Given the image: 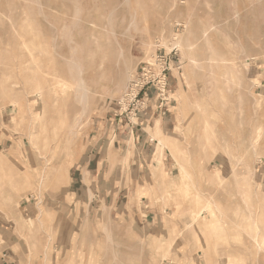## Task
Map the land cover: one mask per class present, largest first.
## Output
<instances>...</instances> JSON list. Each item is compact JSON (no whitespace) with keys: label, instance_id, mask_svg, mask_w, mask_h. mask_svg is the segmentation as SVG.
Instances as JSON below:
<instances>
[{"label":"rangeland","instance_id":"1","mask_svg":"<svg viewBox=\"0 0 264 264\" xmlns=\"http://www.w3.org/2000/svg\"><path fill=\"white\" fill-rule=\"evenodd\" d=\"M37 1L0 0V259L6 250L11 264H264V0ZM155 60L173 123L154 145L158 185L137 188L162 223L143 231L141 220L111 219L105 179L73 164L91 121L141 117L132 84ZM111 152L120 182L130 161Z\"/></svg>","mask_w":264,"mask_h":264},{"label":"crops","instance_id":"2","mask_svg":"<svg viewBox=\"0 0 264 264\" xmlns=\"http://www.w3.org/2000/svg\"><path fill=\"white\" fill-rule=\"evenodd\" d=\"M143 94L136 105V108L142 109L139 119H135L134 115L131 116L132 114L128 115V119L118 118L117 114L111 112L110 114L113 115H110L109 119L93 120L89 123V127H85L86 130H80L82 133L75 148L73 167L78 168L83 175H96L105 179L104 188L97 187L99 191L107 189V194L101 201V208L110 210L111 219L116 217L121 226H125L127 222L134 224L141 220L143 231H146V229L152 230L155 226H161L162 223L158 222L160 217L155 213L158 205L151 204L147 198H142V202L139 203L137 188L140 184H145L150 190L158 185L152 179L154 175H161L157 163L160 157H155L154 145L159 143L162 135L166 136L172 131L173 117L170 108L152 107L147 99L150 93H146L145 97ZM134 112L136 113V110ZM111 149H116L119 153V160L125 162L127 157L130 161L128 167L123 165L117 172L123 177L126 176L120 182L111 180L115 174V171H111V159L114 158ZM164 172L168 176L173 174V170L168 169L167 163ZM260 175L262 176L261 185L264 186V172H260ZM128 178H131L129 183L126 182ZM110 191L111 194H109ZM3 230L0 222V240L5 234ZM2 253L5 259H0L1 264H9L8 259L11 260L10 264L15 262L6 257L13 256V253L6 250Z\"/></svg>","mask_w":264,"mask_h":264},{"label":"built area","instance_id":"3","mask_svg":"<svg viewBox=\"0 0 264 264\" xmlns=\"http://www.w3.org/2000/svg\"><path fill=\"white\" fill-rule=\"evenodd\" d=\"M155 63L156 60L154 63L145 64L143 72L133 80L130 95L134 97L133 101L137 100L138 102L142 90L145 88H153L155 93H157L159 108H163L164 104L168 102L166 94L167 71L164 65L158 68ZM134 90H136L135 93Z\"/></svg>","mask_w":264,"mask_h":264},{"label":"bare ground","instance_id":"4","mask_svg":"<svg viewBox=\"0 0 264 264\" xmlns=\"http://www.w3.org/2000/svg\"><path fill=\"white\" fill-rule=\"evenodd\" d=\"M22 1H24V0H22ZM29 1H30V0H29ZM33 1H34V0H33ZM35 1H37V0H35ZM67 1H68V0H67ZM133 1H134V0H133ZM27 2H28V1H27ZM27 2H26V3H27ZM31 2H32V1H31ZM31 2H30V3H31ZM138 2H139V1H138ZM36 3H39V2L37 1ZM36 3H35V4H36ZM49 3H50V1H49ZM70 3H71V2H70ZM77 3H78V2H77ZM31 4H32V3H31ZM72 4H73V3H72ZM36 5H37V4H36ZM49 5H50V4H49ZM52 5H53V4H52ZM174 5H175V4H174ZM0 6H1V5H0ZM24 6H25V5H24ZM24 6H23V7H24ZM27 6H28V5H26V7H27ZM39 6H40V4H39ZM131 6H132V5H131ZM134 6H135V5H134ZM138 6H139V5H138ZM33 7H34V6H33ZM74 7H75V6H74ZM77 7H78V6H77ZM15 8H16V6H15ZM18 9H19V8H18ZM24 9H26V8H24ZM28 9H29V8H28ZM33 9H34V8H33ZM37 9H38V8H37ZM139 9H140V7H139ZM31 10H32V9H31ZM39 10H40V9H39ZM133 10H134V9H133ZM136 10H138V9H136ZM26 11H27V9H26ZM41 12H42V10H41ZM37 14H38V13H37ZM135 14H136V13H135ZM137 14H138V13H137ZM24 15H25V14H24ZM143 15H144V14H143ZM27 16H30V14L27 15ZM25 17H26V16H25ZM30 19H31V18H30ZM32 19H33V18H32ZM42 19H43V18H42ZM15 20H16V19H15ZM24 20L28 21L27 19H24ZM133 20H134V19H133ZM29 21H30V20H29ZM32 21H33V20H32ZM73 21H74V19H73ZM30 22H31V21H30ZM22 23H23V22H22ZM33 23L35 24L34 21H33ZM71 23H72V22H71ZM24 24H25V21H24ZM28 24H29V23H28ZM72 24H73V23H72ZM25 25H26V24H25ZM25 25H24V26H25ZM35 26H36V24H35ZM76 26H77V25H76ZM25 27H26V26H25ZM68 28H69V27H68ZM24 29H25V28H24ZM31 29H32V27H31ZM66 29H67V28H66ZM27 30H28V29H27ZM63 30H64V29H63ZM53 31H55V30H53ZM66 32H67V31H66ZM68 32L70 33V31H68ZM35 33H36V32H35ZM50 33H51V32H50ZM51 34H52V33H51ZM61 35H62V34H61ZM206 35H207V33H206ZM65 36H67V35H65ZM60 37H61V36H60ZM62 38H63V37H62ZM64 38H65V37H64ZM227 38H228V37H227ZM66 39H67V38H66ZM63 42H64V41H63ZM70 43H71V42H70ZM237 44H238V43H237ZM235 45H236V44H235ZM227 46H228V45H227ZM75 47H76V46H75ZM177 47H178V46H177ZM228 47H231V45H229ZM29 48H30V47H29ZM80 51H81V50H80ZM213 52H214V51H213ZM213 52H212V53H213ZM227 52H228V51H227ZM229 52H230V51H229ZM242 52H243V51H242ZM81 53H82V52H81ZM212 53H211V54H212ZM225 53H226V52H225ZM213 54H215V53H213ZM226 54H227V53H226ZM226 54H225V56H223V57H226ZM228 54H229V53H228ZM215 55H216V54H215ZM221 55H222V54H221ZM242 55H243V54H242ZM212 56H214V55H212ZM212 56H211V57H212ZM228 56H229V55H228ZM34 57H35V56H34ZM30 58H31V56H30ZM216 58H217V57H216ZM226 58L228 59V57H226ZM18 59H19V58H18ZM211 59L213 60V58H211ZM222 59H224V58H222ZM212 60H211V61H212ZM218 60H219V59H218ZM225 60H226V59H225ZM228 60L230 61L231 59H228ZM238 60H239V59H238ZM215 61H217V60H215ZM215 61H214V62H215ZM223 61H224V60H223ZM231 61H232V60H231ZM31 62H32V61H31ZM148 62H149V61H148ZM221 62H222V61H221ZM232 62H233V61H232ZM33 63H34V62H33ZM218 63H219V62H218ZM218 63H217V64H218ZM222 63H223V62H222ZM227 63H228V62H227ZM229 63H230V62H229ZM229 63H228L227 65L230 66ZM234 63H235V61H234ZM234 63H233V64H234ZM220 64H221V63H220ZM223 64H224V63H223ZM231 64H232V63H231ZM225 65H226V63H225ZM36 66H37V64H36ZM19 67H20V66H19ZM220 67H221V66H220ZM220 67H219V68H220ZM226 67H227V66H226ZM235 67H236V66H235ZM235 67H234V68H235ZM35 68H36V67H35ZM229 68H230V67H228V68H226V69H229ZM13 69H14V68H13ZM26 69H29V68H26ZM24 70H25V69H24ZM198 70H199V69H198ZM219 70H220V69H219ZM230 70H231V69H230ZM232 70H233V68H232ZM235 70H236V69H235ZM31 71H32V69H31ZM221 71H223V70H221ZM55 72H56V71H55ZM223 72H225V71H223ZM223 72H222V73H223ZM15 73H17V72H15ZM211 73H212V72H211ZM225 73H226V72H225ZM225 73H223V74H225ZM227 73L229 74V71H228ZM227 73H226V74H227ZM49 75H50V74H49ZM86 75H87V74H86ZM237 76H238V75H237ZM237 76H236V77H237ZM14 77H15V76H14ZM207 77H208V76H207ZM209 77H210V76H209ZM225 77H226V76H225ZM221 78H222V77H221ZM222 79H223V78H222ZM12 80H13V79H12ZM55 80H56V79H55ZM229 80H230V79H229ZM22 81H23V80H22ZM24 81H25V80H24ZM223 84H224V82H223ZM239 84H240V83H239ZM12 85H13V84H12ZM16 85H17V84H16ZM16 85H15V86H16ZM79 85H80V84H79ZM81 85H82L81 87L83 88L82 90H83V92H84V94H85V96H86L87 89H86V86H85V82L82 81V82H81ZM224 85H225V84H224ZM7 86H8V85H7ZM227 86H228V85H227ZM22 87H23V86H22ZM81 87H79V88H81ZM87 87H88V86H87ZM45 88H46V87H45ZM68 88H69V87H68ZM12 89H13V88H12ZM18 89H19V88H18ZM24 90H25V89H24ZM88 90H89V89H88ZM48 91H49V90H48ZM6 93H7V92H6ZM79 93H80V92H79ZM61 94H62V93H61ZM74 94H75V93H74ZM76 94H77V93H76ZM88 94H89V93H88ZM5 95H6V94H5ZM63 96H64V95H63ZM80 96H81V95H80ZM41 97H42V96H41ZM83 97H84V96H83ZM76 98H77V97H76ZM84 98H85V97H84ZM43 99H44V98H43ZM75 101H76V100H75ZM222 101H223V100H222ZM80 102H82V100H81ZM15 104H17V103H15ZM35 109H36V108H35ZM197 112H198V111H197ZM242 113H243V112H242ZM32 118H33V117H32ZM204 118H205V117H204ZM206 118H207V117H206ZM206 118H205V121H206ZM32 120H33V119H32ZM203 120H204V119H203ZM208 124H209V123H208ZM251 124H252V123H251ZM194 125H195V124H194ZM209 128H210V127H209ZM29 130H30V129H29ZM73 130H74V129H73ZM53 131H54V129H53ZM212 131H213V130H212ZM256 131H258V130H256ZM29 133H30V132H29ZM202 133H203V130H202ZM30 134H31V133H30ZM30 134H29V136H30ZM257 134H258V133H257ZM250 135H251V134H250ZM194 136H195V135H194ZM30 137H31V136H30ZM192 137H193V136H192ZM255 137L257 138V136H255ZM256 138H255V139H256ZM258 138H259V136H258ZM26 140H28V139L26 138ZM250 140H251V139H250ZM250 140H249V141H250ZM28 141H29V140H28ZM252 141H253V140H252ZM257 141H258V139H257ZM38 142H39V141H38ZM203 142H204V141H203ZM250 143H251V142H250ZM257 143H258V142H257ZM30 144H31V143H30ZM45 144H46V143H45ZM195 145H196V144H195ZM37 146L39 147V145H37ZM204 146H205V145H204ZM35 147H36V146H35ZM38 147H37V149H38ZM191 147H192V146H191ZM197 147H198V146H197ZM203 149H204V147H203ZM209 149H210V148H209ZM256 149H257V148H256ZM37 151H38V150H37ZM40 151H41V150H40ZM208 151H209V150H208ZM35 153H36V152H35ZM204 153H206V152H204ZM1 156H2V155H1ZM205 156H206V155H205ZM238 156H240V155H238ZM244 157H245V156H244ZM46 158H47V157H46ZM240 160H241V159H240ZM186 162H187V161H186ZM211 162H212V161H211ZM239 162H240V161H239ZM244 162H245V161H244ZM8 163H9V162H8ZM47 164H48V163H47ZM231 164H232V163H231ZM231 164H230V165H231ZM48 165H49V164H48ZM50 165H51V164H50ZM47 167H48V166H47ZM248 167H249V165H248ZM215 168H216V167H215ZM242 168H243V167H242ZM53 169H54V168H53ZM249 170H250V169H249ZM204 171H205V170H204ZM204 173H205V172H204ZM250 174H251V173H250ZM234 175H235V174H234ZM253 175H254V174H253ZM253 175H252V176H253ZM205 177H206V176H204V179H205ZM45 178H46V177H45ZM212 178H213V177H212ZM235 178H236V177H235ZM218 179H219V178H218ZM44 180H45V179H44ZM205 181H206V180H205ZM215 181H217V180H215ZM220 181H221V180H220ZM241 181H242V180H241ZM198 182H199V181H198ZM247 182H248V181H247ZM209 183H210V182H209ZM218 183H221V184L223 185L224 182L222 183V182H219V181H218ZM218 183H217V184H218ZM43 184H44V183H43ZM207 184H208V182H207ZM221 184H220V185H221ZM214 186H215V185H213L212 187H214ZM238 186H239V185H238ZM223 187H224V186H223ZM223 187H222V188H223ZM40 188H41V187H40ZM220 188H221V187H220ZM254 188H255V187H254ZM58 189H59V188H58ZM239 190H240V189H239ZM0 191H1V190H0ZM200 191H201V190H200ZM246 191H247V190H246ZM2 192H3V191H2ZM40 193H41V192H40ZM201 193H202V192H201ZM218 193H219V192H218ZM247 193H248V192H247ZM240 194H241V193H240ZM248 194H249V193H248ZM207 195H208V194H207ZM248 196H249V195H248ZM40 198H41V197H40ZM195 198H196V197H195ZM6 199H7V198H6ZM194 200L197 201L198 198H197V199H194ZM201 200H202V199H201ZM201 200L199 199L198 201H200V203H201ZM9 201H10V200H9ZM202 201H205V200H202ZM206 201H207V200H206ZM249 201H250V200H249ZM203 203H205V202H203ZM243 203H244V202H243ZM201 204H202V203H201ZM195 205H196V204H195ZM208 205H209V204H208ZM213 205H214V204H213ZM206 207H207V208H206ZM206 207H205L204 209H208V206H207V205H206ZM216 208H217V207H216ZM200 209H201V208H200ZM200 209H199V210H200ZM202 209H203V207H202ZM202 209H201L200 211H201V212H204V210L202 211ZM210 209H211V206H210V208H209L208 210H210ZM197 210H198V208H197ZM199 210H198V214L200 215L201 213H200ZM211 210H212V209H211ZM237 210H238V209H237ZM43 211H44V210H43ZM205 211H206V210H205ZM215 211H217V210L215 209ZM220 211H221V210H220ZM220 211H218V212H220ZM206 212H207V211H206ZM204 213H205V212H204ZM204 213H203V214H204ZM190 214H191V213H190ZM217 214H218V213H217ZM235 214H236V213H235ZM196 215H197V214H196ZM211 215H212V214H211ZM215 215H216V214H215ZM223 215H225V214H223ZM236 215H237V214H236ZM199 217H200V216H199ZM215 217H216V216H215ZM235 217H236V216H235ZM213 220H215L214 217H213ZM254 220H255V219H254ZM252 222H253V221H252ZM220 223H221V222H220ZM185 224H186V223H185ZM202 225H203V224H202ZM248 225H249V224H248ZM255 225H256V224H255ZM234 226H235V225H234ZM252 226H254V225H252ZM257 226H258V224H257ZM239 228H240V227H239ZM253 229H254V228H253ZM256 230H257V229H256ZM258 231H259V230H258ZM193 233H195V232H193ZM195 234H196V233H195ZM256 234H257V233H256ZM259 234H260V233H259ZM248 235H249V234H248ZM256 237H257V236H256ZM254 238H255V237H254ZM212 243H213V242H212ZM209 246H210V245H209ZM258 246H259V244H258ZM208 248H209V247H208ZM215 253H216V252H215ZM221 256H222V255H221ZM215 262H216V261H215Z\"/></svg>","mask_w":264,"mask_h":264}]
</instances>
